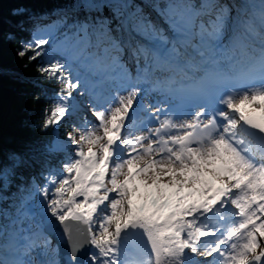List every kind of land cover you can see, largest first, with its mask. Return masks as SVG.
I'll use <instances>...</instances> for the list:
<instances>
[{
    "label": "snow or ice",
    "instance_id": "snow-or-ice-1",
    "mask_svg": "<svg viewBox=\"0 0 264 264\" xmlns=\"http://www.w3.org/2000/svg\"><path fill=\"white\" fill-rule=\"evenodd\" d=\"M25 31L60 85L41 128L78 123L0 144V264H264V3L0 4V41Z\"/></svg>",
    "mask_w": 264,
    "mask_h": 264
},
{
    "label": "trees",
    "instance_id": "trees-1",
    "mask_svg": "<svg viewBox=\"0 0 264 264\" xmlns=\"http://www.w3.org/2000/svg\"><path fill=\"white\" fill-rule=\"evenodd\" d=\"M17 0H0L5 16ZM73 0H27L29 9L38 16H45L71 4ZM30 38V32L17 34L12 41H0V65L8 74L0 79V144L5 150L20 148L27 142L45 144L57 136L63 137L74 116H69L58 127L41 128L45 107L51 108L60 85L53 79L41 76L37 68L45 63L44 58L29 61L19 57L17 41ZM30 54V53H29ZM39 96V99H35ZM62 156L53 155L51 162L57 169ZM6 207V204H4Z\"/></svg>",
    "mask_w": 264,
    "mask_h": 264
},
{
    "label": "water",
    "instance_id": "water-1",
    "mask_svg": "<svg viewBox=\"0 0 264 264\" xmlns=\"http://www.w3.org/2000/svg\"><path fill=\"white\" fill-rule=\"evenodd\" d=\"M53 222H52V224H54L53 226L51 224L47 225V230H48L49 234L52 235V238L55 240V242L57 243V245L61 249V251L66 253L67 252V245H66V242L62 239V236H63L62 229L59 226L58 222H55V221H53ZM51 228L52 229L54 228L53 231H51L52 230ZM56 228H58V230H55ZM81 258H82V256H81Z\"/></svg>",
    "mask_w": 264,
    "mask_h": 264
},
{
    "label": "rangeland",
    "instance_id": "rangeland-1",
    "mask_svg": "<svg viewBox=\"0 0 264 264\" xmlns=\"http://www.w3.org/2000/svg\"><path fill=\"white\" fill-rule=\"evenodd\" d=\"M237 2H239L238 0H237ZM260 3H264V0H258V4H260ZM74 123H78V119H77V117H75V119H74ZM51 225H54V224H52V223H50ZM23 226H26V225H23ZM133 240L135 241V242H139L138 241V239H137V237H133ZM54 243V242H53ZM54 246H55V244H54Z\"/></svg>",
    "mask_w": 264,
    "mask_h": 264
}]
</instances>
